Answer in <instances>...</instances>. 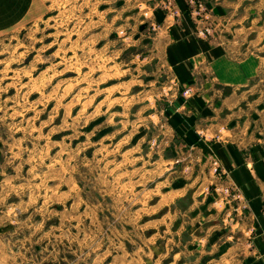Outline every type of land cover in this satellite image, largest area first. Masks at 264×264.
I'll return each instance as SVG.
<instances>
[{"label": "rangeland", "instance_id": "374dc122", "mask_svg": "<svg viewBox=\"0 0 264 264\" xmlns=\"http://www.w3.org/2000/svg\"><path fill=\"white\" fill-rule=\"evenodd\" d=\"M167 5L0 0V264L171 260L168 224L181 218L155 195L163 77L150 52L164 25L156 11L180 16ZM203 25L219 31L213 16ZM209 166L234 224L249 208L224 191L220 162Z\"/></svg>", "mask_w": 264, "mask_h": 264}, {"label": "crops", "instance_id": "0c3cea01", "mask_svg": "<svg viewBox=\"0 0 264 264\" xmlns=\"http://www.w3.org/2000/svg\"><path fill=\"white\" fill-rule=\"evenodd\" d=\"M173 1L180 16L156 11L164 29L150 50L167 79L154 94L153 115L164 119L152 160L163 191L155 195L181 218L168 224V264H264V0H205L215 37L196 34L192 0ZM176 87L193 93L178 97ZM212 158L249 208L234 224L224 219L231 203L213 188Z\"/></svg>", "mask_w": 264, "mask_h": 264}, {"label": "built area", "instance_id": "2783aa9c", "mask_svg": "<svg viewBox=\"0 0 264 264\" xmlns=\"http://www.w3.org/2000/svg\"><path fill=\"white\" fill-rule=\"evenodd\" d=\"M167 2H169L170 5H167L168 7H171V11L173 9V13L172 15H177L176 11L177 10L175 8V4L173 0H167ZM165 5V4H164ZM178 11V10H177ZM189 14L190 16L195 20L196 22V34L198 36L201 37H208L211 35L212 33V29L208 26H204L203 22H207L209 21V19L212 18L211 13L209 12V8L207 7V4L203 1V0H192L190 5H189ZM213 24V21H211ZM193 93L191 88H187L183 95L184 97H189L191 96ZM215 165H218V162H214ZM230 187L228 186L224 191L228 194H230ZM232 188V187H231ZM233 189V188H232ZM236 195V194H235ZM235 195H231L230 197L232 198H236Z\"/></svg>", "mask_w": 264, "mask_h": 264}]
</instances>
